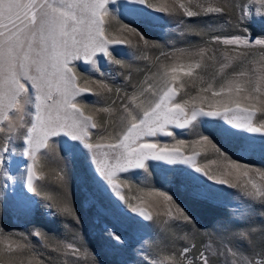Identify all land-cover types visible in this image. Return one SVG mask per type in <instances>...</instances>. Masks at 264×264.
Listing matches in <instances>:
<instances>
[{
    "label": "snow or ice",
    "instance_id": "obj_1",
    "mask_svg": "<svg viewBox=\"0 0 264 264\" xmlns=\"http://www.w3.org/2000/svg\"><path fill=\"white\" fill-rule=\"evenodd\" d=\"M139 2L178 18L181 24L186 18L190 21L197 17L225 15L224 8L213 0H172L169 5L159 8H155L150 0ZM258 2L260 9L257 14H264V0ZM108 4L109 0H0V133H3L0 139V176L7 175L3 169L5 154L16 151L13 141L23 140L22 152L31 161L26 180L28 190L40 196L46 208L54 210L53 214L71 218L79 225L66 170L62 176L63 183L57 190L62 199L42 193L34 184V179L42 178L36 173L38 158L50 155V150L56 147L52 137L66 134L84 144L96 171L112 192L146 221L157 223V216L147 208L132 205L126 200L118 181L122 173L146 169V162L150 159L188 165L209 180L240 188L250 201L264 204V169L232 159L221 152L208 136L200 135L199 139L189 142L176 139L174 133V129L191 127L198 118L212 117L222 119L237 130L264 135V119L260 120L259 126L255 122L257 114L264 117V69L255 79L244 71H234L222 79L218 90H213L214 84L203 81L201 77L204 57L209 51L207 48L190 46L188 49L174 48L172 53L162 51L161 58L169 63L158 65L160 80L157 84L149 83L147 89L143 85H132V91L123 94L119 108L123 114V126L118 131L115 122L106 123L102 118L98 121L93 115L86 114L88 111L107 113L109 108L87 104L83 100L85 95L94 96L104 104L111 101L115 105L116 101L112 100L113 90L108 79L86 76L76 68V61L82 59L96 68L97 56L104 54L109 61L120 66V75L123 76L125 64L113 57L111 46L127 45L134 56L141 50V44L145 48L157 47L139 29L128 24H123L121 30L134 36L135 44L130 39L107 35L110 25L106 18L111 15ZM244 7L241 4V15L233 18L232 26L236 31L226 36H213L208 43L231 49L238 58L248 55L240 49L258 46L260 63L264 65V36L252 38L244 27L250 15V9L245 13ZM185 28L191 31L187 25ZM223 59L226 61L228 57ZM239 63L243 64L244 60L240 59ZM188 81L193 84L202 82L206 87L191 95L192 89L184 90ZM116 95H120L118 89ZM209 96L213 98L211 103H207ZM141 97L150 99L139 103ZM205 103L209 110L205 109ZM162 137H171L174 142L162 143ZM189 143L210 145L222 156L226 161L224 175L227 178H217L199 166L196 158L201 153L195 147L190 155H186L185 146ZM252 173L259 175V183ZM153 194L175 204L174 198L165 192ZM168 215L171 220L195 225L179 204H176V214L169 212ZM4 233L5 229L0 225V235ZM110 234L121 241L115 233ZM28 236L36 237L38 244L43 245L46 233L42 228H33ZM28 236L23 239L27 240ZM245 239L244 231L230 233L224 238L222 247L237 257L232 264H264V249L245 255L237 247ZM27 247V244H17L14 249L9 243L8 258L0 257V264H23L15 253ZM65 247L73 252L79 251L71 244ZM149 264L165 262L151 260ZM168 264H209V258L205 251L197 253L196 246L189 243L178 251H172Z\"/></svg>",
    "mask_w": 264,
    "mask_h": 264
},
{
    "label": "rangeland",
    "instance_id": "obj_2",
    "mask_svg": "<svg viewBox=\"0 0 264 264\" xmlns=\"http://www.w3.org/2000/svg\"><path fill=\"white\" fill-rule=\"evenodd\" d=\"M150 2L159 8L169 5L172 0ZM213 2L224 8L225 15L203 17L202 26L220 30H225L227 27L224 26L227 25L234 28L233 18L241 15L240 5L243 4L245 13L250 9L244 27L249 33L250 29H254L258 35H264V14H257L260 9L258 0ZM232 7L236 8L235 12ZM108 9L111 15L106 18L110 25L107 35L130 39L135 44L136 38L121 30L123 24H128L139 29L157 45L155 48H145L141 44V50L136 56L127 45L111 46L113 57L125 64L123 76L120 75V66L109 61L104 54L97 56L96 68L82 59L75 62L76 68L86 76L108 79L115 105L111 101L100 103L98 98L91 95H85L83 100L89 105L108 107L107 113L88 111L86 114L93 115L98 121L102 118L106 123L115 122L116 131L123 126V114L119 111L123 94L130 93L132 85H143L147 89L149 83L156 85L160 80L158 65L169 63L161 58L162 51L172 53L174 48L188 49L190 46L207 48L209 51L204 57L201 77L203 81L214 84L213 90H218L222 79L234 71H244L255 79L264 69L260 63L258 46L240 49L248 55L238 58L231 49L208 43L212 38L203 40L198 34L194 35V28L201 24L198 17L190 21L186 18L184 24H181L178 18L153 10L139 0H109ZM185 25L191 31H186ZM224 56L228 57L226 61ZM240 59L244 60L243 64L239 63ZM225 64L229 66L224 67ZM203 87H206L205 83L193 84L188 81L184 90L192 89L190 94L196 95ZM117 89L119 96L116 95ZM147 99L150 97H141L138 102L145 103ZM211 102L213 98L209 96L207 103ZM207 103L204 106L209 110ZM261 119L264 117L257 114V126ZM174 133L176 139L189 142L199 139L200 135L208 136L221 152L232 159L253 168L264 169V135L237 130L222 119L212 117L198 118L191 127L174 129ZM2 138L3 133H0ZM160 139L162 143L174 142L171 137ZM52 141L56 147L50 150V155L38 158L36 173L42 178L34 179V184L42 193L62 199V194L57 190L63 183L62 176L66 170L70 184L80 196L82 211L74 205L79 225L71 218L53 214L54 210L46 208L40 196L28 190L26 180L31 161L22 152L23 140H15L13 145L16 151L5 154L3 169L7 175L0 176V225L5 229L4 235H0V257L5 260L8 258L7 245L12 243L14 249L17 244L28 245L26 249H19L15 253L23 264H149L151 260L168 264L172 251H178L189 243L196 246L200 240L198 250L205 251L209 264H232L237 257L227 252L222 243L228 234L239 231L246 233V239L237 244L245 255L264 249V204L250 201L240 188L217 184L182 163L169 164L150 159L146 162V169H132L122 173L118 182L126 200L132 205L147 208L157 216V223H154L132 212L112 192L108 183L96 171L90 153L82 142L66 134L52 137ZM193 147L201 153L196 158L199 166L210 175L227 178L224 175L227 171L226 161L210 145L189 143L185 146V154L190 155ZM252 176L260 182L257 173H252ZM154 192L171 195L175 204H169L163 197L154 195ZM176 204L193 219L194 226L169 218V212L176 214ZM56 218L59 219L56 221ZM33 228L45 231L43 245L38 244L36 237L28 236ZM110 232L121 237V241L114 239ZM196 235L200 239H196ZM25 236H28L27 240L23 239ZM178 240H182L181 243ZM94 243L97 249L91 250L89 245ZM68 244L79 251L73 252L66 248Z\"/></svg>",
    "mask_w": 264,
    "mask_h": 264
},
{
    "label": "trees",
    "instance_id": "obj_3",
    "mask_svg": "<svg viewBox=\"0 0 264 264\" xmlns=\"http://www.w3.org/2000/svg\"><path fill=\"white\" fill-rule=\"evenodd\" d=\"M232 9H233L234 12L236 11L235 7L234 8L232 7ZM197 19H198V22L201 21V24H199L197 27H195L193 32H194V35L198 34L200 39H203V40L211 39L213 36H216V35L226 36V35L232 34L233 32L236 31V30H234V28L230 27L229 25L224 26V28L227 27V28H225V30H220L218 28H213V27L209 29L207 25L202 26L203 25L202 21L205 18L198 17ZM250 33H251L252 38H255L257 36H264V35H258L257 34L258 32H256L254 29H250ZM70 190H71L72 201H73L74 205L75 206L77 205L79 210L82 211V208H81V205H80V196H79V194L77 192H75V189H74L72 184H70ZM58 219L59 218H56V221ZM199 237L200 236L196 235V239L197 238L200 239ZM181 241L178 240L179 243H181ZM200 244H201V242H200V240H198L197 245H196V252L197 253H199L198 247H199ZM89 247H91L90 248L91 250L97 249L96 243L89 245ZM102 264H105V263H102Z\"/></svg>",
    "mask_w": 264,
    "mask_h": 264
}]
</instances>
